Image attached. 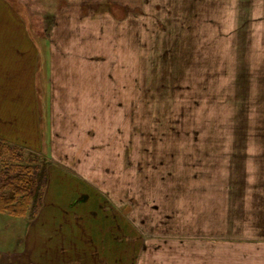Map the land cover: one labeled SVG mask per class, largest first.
<instances>
[{
  "label": "rangeland",
  "instance_id": "rangeland-1",
  "mask_svg": "<svg viewBox=\"0 0 264 264\" xmlns=\"http://www.w3.org/2000/svg\"><path fill=\"white\" fill-rule=\"evenodd\" d=\"M263 10L0 0V112L51 176L0 264H264Z\"/></svg>",
  "mask_w": 264,
  "mask_h": 264
},
{
  "label": "trees",
  "instance_id": "trees-1",
  "mask_svg": "<svg viewBox=\"0 0 264 264\" xmlns=\"http://www.w3.org/2000/svg\"><path fill=\"white\" fill-rule=\"evenodd\" d=\"M49 164L39 154L0 139V213L36 217L50 184Z\"/></svg>",
  "mask_w": 264,
  "mask_h": 264
},
{
  "label": "crops",
  "instance_id": "crops-1",
  "mask_svg": "<svg viewBox=\"0 0 264 264\" xmlns=\"http://www.w3.org/2000/svg\"><path fill=\"white\" fill-rule=\"evenodd\" d=\"M249 2L251 3V6L253 7V10L258 7L260 8L261 6L263 7L264 9V0H249ZM264 14V10L262 12ZM263 18L262 17H257L256 20H260ZM255 20V21H256ZM264 21V20H263ZM259 23V22H258ZM257 25V22H255V25ZM258 26V25H257ZM8 91V90H7ZM9 95V94H8ZM8 99V98H7ZM14 123V113L11 112V110L7 107H5L4 111L1 113L0 112V124H4L3 127H0V139L8 142V143H12V144H15L12 139L10 137V133H11V130H10V127L7 126V124H13ZM12 128V127H11ZM8 214V213H6ZM11 215V214H10ZM13 216V215H12ZM17 217V216H15ZM52 240V239H51ZM57 242L54 243V245H59V241L58 239L56 240Z\"/></svg>",
  "mask_w": 264,
  "mask_h": 264
}]
</instances>
